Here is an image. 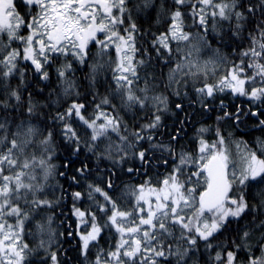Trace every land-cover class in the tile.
Here are the masks:
<instances>
[{
  "label": "snow or ice",
  "instance_id": "snow-or-ice-1",
  "mask_svg": "<svg viewBox=\"0 0 264 264\" xmlns=\"http://www.w3.org/2000/svg\"><path fill=\"white\" fill-rule=\"evenodd\" d=\"M209 19L211 38L225 47L248 41L230 66L219 48L203 69L190 59L210 46ZM150 21L163 30L142 27ZM194 25L203 31L186 30ZM173 41L178 52L189 48L187 64L165 81L156 66L167 63ZM209 64L213 74L226 66L214 84ZM188 78L190 103L203 110L226 89L247 97L248 108L232 112L221 99L216 139L209 143L212 126L202 125L196 150L177 152L182 129L167 144L155 137L170 102L158 89L176 85L175 109L185 112ZM225 120H251L264 133V0H0V264H73L60 258V237H78L75 264H264V137L255 148L235 141L237 163L219 126ZM170 162L154 185L150 169ZM138 175L147 179H121ZM69 195L75 227L60 231L53 225Z\"/></svg>",
  "mask_w": 264,
  "mask_h": 264
},
{
  "label": "trees",
  "instance_id": "trees-1",
  "mask_svg": "<svg viewBox=\"0 0 264 264\" xmlns=\"http://www.w3.org/2000/svg\"><path fill=\"white\" fill-rule=\"evenodd\" d=\"M188 23L190 25L192 24L191 18L189 19ZM142 27H144L145 29L151 28L152 31H157L158 27H159V30H163V25L154 26L151 21L148 23H142ZM186 30L191 31L192 33H196L198 31H200V32L203 31V29H201L195 25L190 27V28H186ZM213 35H214V33L211 32V20L209 19V44H210V46H208V44L202 45L200 47L199 52H197L195 49L191 50L190 59L193 62L197 63L201 69H203L205 61L215 59V57L217 55V53H216L217 48L220 49L221 55H224V54L229 55L230 59L228 62V66H230L232 60H238L239 49L241 47H247V45H248V41H247V39H245V41H243L242 43L236 42L234 44H230L228 47H225L222 43H218L215 39H212L211 37ZM245 36H247V33H245ZM171 48H172V52L170 55L165 53V56L167 58V63H163V61H162L160 65L156 66V72L158 74L160 72H163L165 81H166V78H167V75H168L170 68H174L178 62L184 63L185 65L187 64V62L183 60V57L188 55L189 48L187 46H185L184 44H181V48H183V51L178 52L176 50L177 44L175 41L172 42ZM233 48L237 49V52L235 55H233ZM112 55L114 58L115 57V50L114 49H113ZM153 55L155 56V53H153ZM137 58H139V56H137ZM208 69L209 70H208L207 82L212 83V84L216 83L217 80L222 75H224L226 72V66L223 64L219 65L216 68L215 74H213L211 64L208 65ZM186 70H187V68H185V71ZM141 75H143V73H141ZM108 79L109 80L111 79V72L108 73ZM204 79H205V77L203 75V72H201L200 77H199V81L196 82V87L202 86ZM192 84H193V81L190 78H188L187 88L185 89L183 86H181V88H180L181 96H183V93L185 90L189 94L188 97L184 98V101H183L184 105H185V112L189 113V115H187V116H186L185 112H180V111L175 109V102H178L180 100V97H177L173 92V89H175L177 87L176 85H173L171 89H165L163 87V83H162L160 88L158 89V91H163V92H165L166 95L169 96L170 102H169L168 111L165 112L162 116L161 127L159 129H157L155 132V137H156V140L162 141L163 143L167 144L170 142V136L175 135L178 129H182V131L180 132V137H179L178 142H173L176 144L177 152L180 151L181 146H183L184 149L188 150V151L194 152L196 150L197 145L195 143L194 133H195L196 129L201 127L202 125L203 126H208V125L212 126V132L205 134V138L209 141V143H211L212 141H214L216 139V136H215V128L217 127L216 116L222 115V113L221 114H216V113L218 112L217 109L219 107L221 99L224 101V103H228V104L231 103L233 105L231 107H233V108H235L237 106H242L245 109L248 108L247 97H241L238 95L234 96L229 90L226 89L225 92H223V93L217 92L215 94L216 98L214 100L209 99V103L212 105V108L210 111H205L201 108V105L199 104V102L190 103L191 101L196 100V94L194 92V88L192 87ZM105 87H107V85H105L104 87H101L99 89V92L101 95H103L105 93ZM112 87H114V84L112 85ZM139 87H143V81L142 80L139 82ZM87 99L91 100L92 97H88ZM97 102H99V101L97 100ZM235 110L236 109H234L233 112H235ZM91 111H92V106L89 105V108L87 109L86 115L90 114ZM108 111H111V109L109 108ZM154 111H155V109L150 108L146 113V117L150 118L152 112H154ZM141 116H145V114L142 113ZM181 121H184V123L181 124L180 123ZM219 126L222 129L223 135L226 138H228V143H227L226 147H227L228 151L230 152L232 158L237 163H239V152H238L235 141H239V140L246 141L248 143L249 147L255 148L257 138L258 137H264V133L260 132L257 129H254L252 127V121L251 120H248L245 124L240 125L238 127H234V121L225 120V121H221L219 123ZM243 129L247 130L246 133L240 132V130L242 131ZM249 129H250V131H249ZM230 132L233 133V136L231 138H229ZM86 154L87 153L82 152L80 157L76 159V162L73 165V167L71 169H68L69 176L72 174V172H74L76 167H79V162L84 159ZM58 155H59L60 159L54 160L53 162L59 165L62 163L66 154L63 152V150H60L58 152ZM87 162L89 164H91L93 167H95V164H96L95 158H90ZM105 166H110L108 161H105L103 164H101V168H104ZM162 170H163V166L157 168V170H155L154 167L150 169L148 175L151 177L152 183L154 185H158L159 182L164 178V176L167 175V173L171 171V163H169L168 168L165 171V174H163L162 176H159V175L156 176V172H159ZM58 179L60 180L61 183L64 184L65 188H67L68 184L71 183V181L68 178H58ZM121 179L124 183L137 184V182L136 183L131 182V180L126 176H122ZM141 179H143V177H141ZM144 180L145 179H143V181ZM71 190H76L75 185H73V188L69 190V193ZM57 194H59V192H57ZM70 210H71V199H70V195H69V199H67L64 203L65 215L60 216V218L55 221L53 227H58V229L60 231H72L75 227V223H74L75 218L70 216ZM56 215L57 216L60 215L59 209H57ZM70 223H71V227H69ZM59 239L61 241V244L57 245V247L60 248V251H61V257H60L61 260H67L68 257H71L73 264H75V259H76L77 253L74 249H75V245L77 243L78 237L75 239H73L72 237H66V238L60 237ZM29 242L35 243V241H33L31 239L29 240ZM105 247H106V245H105ZM65 250H67V252H68L67 257L63 255ZM93 252H95V250H93ZM34 264H35V262H34Z\"/></svg>",
  "mask_w": 264,
  "mask_h": 264
},
{
  "label": "flooded vegetation",
  "instance_id": "flooded-vegetation-1",
  "mask_svg": "<svg viewBox=\"0 0 264 264\" xmlns=\"http://www.w3.org/2000/svg\"><path fill=\"white\" fill-rule=\"evenodd\" d=\"M225 104V106H226V108L229 110V111H231L232 110V112H233V110L234 109H236V107L235 108H233V107H231V106H233L231 103L230 104H228V103H224ZM222 112H217L216 114H221ZM246 129H243L242 131L240 130V132H242V133H246ZM249 131H250V129H249ZM253 131V130H252ZM170 159V161H171V158H169ZM171 163V162H170ZM155 168V170H157V168L156 167H154ZM167 168H168V166L167 167H163V170L162 171H159V172H156V176L157 175H159V176H162L163 174H165V171L167 170ZM141 171H143V170H141ZM141 177H143V179H147V177L145 178V176H143V175H138V176H135V177H133L132 179H130L131 180V182H133V183H142L143 182V179H141Z\"/></svg>",
  "mask_w": 264,
  "mask_h": 264
}]
</instances>
